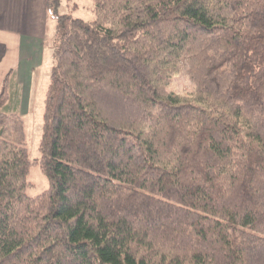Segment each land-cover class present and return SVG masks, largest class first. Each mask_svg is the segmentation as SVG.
Returning <instances> with one entry per match:
<instances>
[{
    "label": "trees",
    "instance_id": "trees-1",
    "mask_svg": "<svg viewBox=\"0 0 264 264\" xmlns=\"http://www.w3.org/2000/svg\"><path fill=\"white\" fill-rule=\"evenodd\" d=\"M92 1L47 0L39 160L0 86V264H264V0Z\"/></svg>",
    "mask_w": 264,
    "mask_h": 264
},
{
    "label": "crops",
    "instance_id": "crops-1",
    "mask_svg": "<svg viewBox=\"0 0 264 264\" xmlns=\"http://www.w3.org/2000/svg\"><path fill=\"white\" fill-rule=\"evenodd\" d=\"M48 23L47 0H0V86L11 74L10 90H18L22 116L32 109L26 90L30 94L49 81Z\"/></svg>",
    "mask_w": 264,
    "mask_h": 264
},
{
    "label": "rangeland",
    "instance_id": "rangeland-1",
    "mask_svg": "<svg viewBox=\"0 0 264 264\" xmlns=\"http://www.w3.org/2000/svg\"><path fill=\"white\" fill-rule=\"evenodd\" d=\"M92 8V0H62L61 13L70 14L73 17L90 21L95 18L92 12ZM48 16V26L50 33V30L52 28L53 30L55 29V22L54 19L51 17V14L48 13ZM53 59L54 57L51 58V61H49V70L53 65ZM48 82L49 81L47 80H43L41 86L39 87L40 90H34V92L32 91V93L30 94L29 90H26V93L28 95H25V97L29 99V103H32V109L29 111L28 114L23 115V118L25 120L26 126L27 147L32 161H37L41 157V153L39 151V144L42 135L44 97L47 90ZM190 87L191 86L188 78L184 74H180L176 77L174 82L169 87V91L179 93L188 92L190 90ZM14 91L18 90H11V92H13L12 94H14ZM11 107H13V103ZM28 181L33 185V188L28 190V194L30 196H37L49 187L48 180L42 174L38 165L31 166Z\"/></svg>",
    "mask_w": 264,
    "mask_h": 264
}]
</instances>
